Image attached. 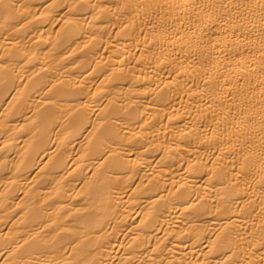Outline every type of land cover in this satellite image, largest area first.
Masks as SVG:
<instances>
[{"label":"bare ground","instance_id":"1","mask_svg":"<svg viewBox=\"0 0 264 264\" xmlns=\"http://www.w3.org/2000/svg\"><path fill=\"white\" fill-rule=\"evenodd\" d=\"M0 264H264V0H0Z\"/></svg>","mask_w":264,"mask_h":264}]
</instances>
